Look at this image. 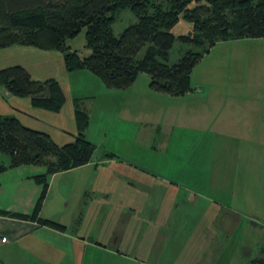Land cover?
<instances>
[{"label":"rangeland","instance_id":"rangeland-1","mask_svg":"<svg viewBox=\"0 0 264 264\" xmlns=\"http://www.w3.org/2000/svg\"><path fill=\"white\" fill-rule=\"evenodd\" d=\"M133 22L134 17L128 10L118 12L111 26L112 34L117 37ZM190 28L189 22L179 19L170 32L176 37L188 33ZM65 47L68 52H75L80 58L88 56L89 50L84 48V30L66 40ZM187 49L186 45L173 42L168 64H174ZM63 54L55 49L43 50L30 46L14 45L0 49V69L20 65L35 81L42 83L53 80L59 86L62 96L57 111H46L32 107L25 98L5 94L0 87V116L14 117L21 125L48 135L55 145L62 146L71 142L77 133L74 119L76 109L87 117V124L81 133L94 146L92 164L88 168L80 166L46 177V193L38 216H51L64 223L72 217L78 223L80 215L96 207L103 208L109 214L118 211L123 214L132 208L129 213L135 217L131 226L127 225V232L131 234L129 241L135 244L142 237L141 232L146 230L145 215L154 211L163 213L168 207L165 200H156L157 196L169 199L177 196V192L180 196L189 197L198 193L221 195L225 182L222 177L220 179L223 174L220 170H224L223 164L226 163L221 160L226 158L223 140L215 138L209 128L206 131L207 125L203 119L208 117L209 120L213 116L207 106L216 100V96L219 100L215 101L213 109L220 118L224 109L217 103L229 99L228 91H233L234 99L238 95L241 101H252L253 95L248 96L243 91L264 87V38L215 43L191 69V90L178 97L148 91L149 77L144 73L137 74L133 83L125 89L107 88L86 70L66 71ZM141 55L142 51L136 59ZM261 99L259 101L264 102V94ZM160 121V126L164 125L168 129L162 148L152 144V141L157 143L155 124ZM106 154L112 155L111 158H107ZM0 161L7 162V158L0 154ZM44 171L43 166H20L5 174L0 182L6 184L9 179H14L15 173H21L22 176L30 174L33 177ZM160 178L177 183V186H170L174 192L169 193V189H166L167 192L162 195L158 185L154 192L153 189L145 188V181ZM208 180L220 182L221 188H208ZM37 186L40 191V186ZM187 191L190 192L185 193ZM92 195L96 197L91 204L94 209L90 208V201H87L88 196ZM82 197L85 203L80 201ZM249 197L252 199L249 204L240 205L231 199L221 198L220 203L215 205L216 208L223 205L231 210H239V220L227 219L223 222L224 231L228 230V233L217 232L218 226L215 224L210 227L213 229L212 235L204 233L207 238L214 236L213 239L225 247L223 252H215L214 249L208 253L214 263L246 264L264 258L262 189L250 192ZM183 207L179 210H184ZM193 207L197 209L196 214L194 212L190 216L182 212L176 227L179 225L193 230L190 222L194 224L198 218L203 221L210 217L209 207V211L197 205ZM221 213L219 208L218 216ZM192 216L193 220L190 219ZM175 232L170 240L177 236V230ZM191 241L195 242L194 239ZM151 253L150 259L153 260V255L158 253ZM165 254L174 260H189L197 255L194 251L190 252V249Z\"/></svg>","mask_w":264,"mask_h":264},{"label":"trees","instance_id":"trees-1","mask_svg":"<svg viewBox=\"0 0 264 264\" xmlns=\"http://www.w3.org/2000/svg\"><path fill=\"white\" fill-rule=\"evenodd\" d=\"M122 10H128L134 22L115 37L111 26ZM179 19L189 22L191 28L174 37L170 30ZM81 30L84 48L89 50L83 58L65 47V41ZM255 38H264V0H0V49L17 45L61 51L66 71L86 70L112 89H125L137 74L144 73L150 91L183 96L191 90V69L215 43ZM175 41L188 49L169 65ZM140 51L142 55L136 59ZM0 87L46 111H57L62 101L53 80L35 81L20 65L0 69ZM74 119L77 133L73 140L57 146L48 135L21 125L16 118L0 116V154L7 158V162L0 161V173L25 165L45 168L43 174L31 177L40 191L30 214L0 210V215L63 229L39 218L38 212L46 193V177L87 164L94 152L81 133L86 115L74 109ZM251 264H264V258Z\"/></svg>","mask_w":264,"mask_h":264},{"label":"crops","instance_id":"crops-1","mask_svg":"<svg viewBox=\"0 0 264 264\" xmlns=\"http://www.w3.org/2000/svg\"><path fill=\"white\" fill-rule=\"evenodd\" d=\"M232 92L228 91V100L217 103L222 110L224 109L220 118L218 112H214L213 109L215 101L219 100L216 96V100L211 101L207 106L211 109L213 116L209 120L208 117L203 119L207 125L206 131L209 128L215 138L223 140L226 158L221 160L226 163L223 164L224 170L222 172L220 170V173H223L220 179L221 177L224 179L223 186L226 191L223 189L221 195L198 193L189 197L180 196L177 192V196L169 199L157 196L155 199L165 200L168 207L163 213L154 211L145 215L146 230L141 232L142 237L135 244L129 241L131 234L127 232V225L131 226L130 223L135 217L129 213L132 208H128L129 212L123 214L119 211L109 214L101 207L94 209L91 204L96 198L95 195L88 196L87 200L90 201V208L94 210L80 215L77 219L78 223L72 217L69 222L64 223L51 216L50 218L38 216L63 226L62 230L39 226L35 220L0 215V264H216L209 259L211 255L208 253H212L214 249L215 252H223L225 247L220 242L217 243L213 239L214 236L207 238L204 233L209 232V235H212L213 229L211 230L210 227L214 224L218 226L217 232L224 231L223 222L227 219L239 220L237 213L239 210H231L230 207L223 205L216 208L215 205L220 203L221 198L231 199L233 203L236 201L240 205L249 204L252 201L249 197L250 192L259 189H262V197H264V102L259 101L263 97L264 87L243 91L248 96L253 95L252 101H241L238 95L237 99H234ZM5 94L9 95L6 91ZM24 100L29 103L28 98ZM160 123L161 121L155 124L157 143L152 141V144L162 148L163 138L168 129L164 125L160 126ZM91 164L90 159L82 167L88 168ZM93 164L97 165V163ZM14 170L16 168L0 173V179ZM211 172L208 171V173ZM31 177L30 174L22 176L21 173H15L14 179L6 182L8 185L0 182V210L19 215L30 214L39 192V187L31 180ZM145 182V188L153 189L152 192L158 185L162 189V195L167 192L166 189H169V193L174 192L170 190L171 185L177 186V183L164 178ZM206 184L208 188H221L220 182H214V180H208ZM50 193L51 184L49 196ZM80 201L85 203L83 197ZM178 204L181 208L184 205V210H179L181 208ZM192 204L206 208L207 211L209 207L210 217L203 221L198 218L194 224L190 222V228L194 231L179 225L176 227L183 213H188L190 216L194 212L196 214L197 209ZM219 208L222 213L218 216ZM193 216L191 220L194 219ZM175 230H177V236L170 240L171 236L176 234ZM224 232L228 233V230ZM193 239L195 242L191 241ZM189 249L190 252L197 253L195 258L174 260L165 254L172 251L184 252ZM151 252L158 253L153 255L155 258L153 260L150 259ZM251 261L246 264H251Z\"/></svg>","mask_w":264,"mask_h":264}]
</instances>
